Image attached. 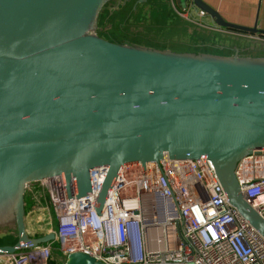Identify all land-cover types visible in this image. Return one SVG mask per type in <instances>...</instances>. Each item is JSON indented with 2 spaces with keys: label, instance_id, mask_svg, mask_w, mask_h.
<instances>
[{
  "label": "water",
  "instance_id": "obj_1",
  "mask_svg": "<svg viewBox=\"0 0 264 264\" xmlns=\"http://www.w3.org/2000/svg\"><path fill=\"white\" fill-rule=\"evenodd\" d=\"M106 1L0 0V213L10 210L17 230L0 253L55 237L27 234L28 182L59 177L67 197L80 196L90 168L105 164L99 212L122 165L165 154L209 158L229 202L264 236L234 173L264 147V59L109 40L92 30ZM192 1L222 27L264 35ZM60 264L105 263L75 250Z\"/></svg>",
  "mask_w": 264,
  "mask_h": 264
},
{
  "label": "built area",
  "instance_id": "obj_2",
  "mask_svg": "<svg viewBox=\"0 0 264 264\" xmlns=\"http://www.w3.org/2000/svg\"><path fill=\"white\" fill-rule=\"evenodd\" d=\"M189 1L177 8L180 15L225 28L200 19L206 11ZM191 5L197 16L190 12ZM107 169L105 164L90 168V190L80 196L67 197L59 177L30 181L35 183L33 201L41 184L47 192L56 220L55 237L2 252L0 260L48 264L55 242L61 255L80 250L105 264H264V236L229 202L209 158L165 154L144 166L124 164L98 212L96 199ZM234 173L246 200L264 218V147L241 156ZM157 192L173 202L172 216L157 220L144 212V203L153 212ZM161 210H166L164 203Z\"/></svg>",
  "mask_w": 264,
  "mask_h": 264
},
{
  "label": "crops",
  "instance_id": "obj_3",
  "mask_svg": "<svg viewBox=\"0 0 264 264\" xmlns=\"http://www.w3.org/2000/svg\"><path fill=\"white\" fill-rule=\"evenodd\" d=\"M213 7L225 20L247 26L264 29V0H204ZM189 0H136L134 9L140 6H151L152 14L158 13L153 21L159 29H167L169 35L157 34L158 45L173 51L193 53H210L218 55H234L247 58L264 59V35L245 32L230 28H215L204 26L180 15L176 10L185 6ZM190 5V3H189ZM190 12L197 16L196 9L190 7ZM205 22L213 23L209 14L199 17ZM156 44V45H157ZM151 46L147 44H138ZM174 47L183 48L182 50ZM35 208V202L30 198Z\"/></svg>",
  "mask_w": 264,
  "mask_h": 264
},
{
  "label": "rangeland",
  "instance_id": "obj_4",
  "mask_svg": "<svg viewBox=\"0 0 264 264\" xmlns=\"http://www.w3.org/2000/svg\"><path fill=\"white\" fill-rule=\"evenodd\" d=\"M136 0H107L101 7L93 24V31L109 40L116 42H125L131 44L158 45L157 34L160 36L169 35L167 29H159L153 17L157 18L158 13L153 15L151 6H137L133 9L132 5ZM185 1V0H182ZM190 2V1H189ZM195 9V5H191ZM157 44V45H156ZM164 48V47H156ZM182 50L183 48L174 47ZM33 184L28 183L25 187L24 195L27 198L26 209L24 214L25 228L29 236H39L55 228L56 220L49 201L47 192L38 186L39 195L34 200L35 208L30 202V193ZM17 240V230L14 225L12 212L10 210L0 213V244L13 243ZM51 258L48 264H60L56 243H52ZM59 263H56V262ZM0 264H6L0 260Z\"/></svg>",
  "mask_w": 264,
  "mask_h": 264
},
{
  "label": "bare ground",
  "instance_id": "obj_5",
  "mask_svg": "<svg viewBox=\"0 0 264 264\" xmlns=\"http://www.w3.org/2000/svg\"><path fill=\"white\" fill-rule=\"evenodd\" d=\"M163 203H164V205L166 207V210L164 211V213H162V210H161V206L163 205ZM167 205H168V201L166 199L162 200L161 198L157 197V195H153V205H152V207H153L152 211L153 212H151L152 208L147 203H144L142 205V208H143L144 212L145 211L148 212L149 215L153 214V216L157 220H161V219H163V217H167V216L169 217V216L173 215V213H170V210L168 209ZM148 208L150 209L149 211H148Z\"/></svg>",
  "mask_w": 264,
  "mask_h": 264
},
{
  "label": "trees",
  "instance_id": "obj_6",
  "mask_svg": "<svg viewBox=\"0 0 264 264\" xmlns=\"http://www.w3.org/2000/svg\"><path fill=\"white\" fill-rule=\"evenodd\" d=\"M30 199V198H29ZM26 202H27V198L26 196L24 195V208L26 209ZM59 256H61V254L58 252ZM51 258V257H50ZM49 258V260H50ZM49 260H48V263H49ZM56 263H59L58 261Z\"/></svg>",
  "mask_w": 264,
  "mask_h": 264
}]
</instances>
